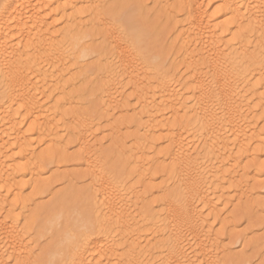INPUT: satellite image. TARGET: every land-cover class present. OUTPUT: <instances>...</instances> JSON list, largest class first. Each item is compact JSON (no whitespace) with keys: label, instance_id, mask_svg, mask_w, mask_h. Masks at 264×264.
I'll return each mask as SVG.
<instances>
[{"label":"bare ground","instance_id":"6f19581e","mask_svg":"<svg viewBox=\"0 0 264 264\" xmlns=\"http://www.w3.org/2000/svg\"><path fill=\"white\" fill-rule=\"evenodd\" d=\"M93 3L97 0H0V264H8L7 258L30 264L26 228L19 226L33 204L32 198L23 197L24 178L41 174L36 173L41 162L64 160L87 172L83 190L93 221L76 232L63 228L60 246L45 250L41 264H221L222 246L212 225L225 202L224 186L230 185L234 198L253 210L261 206L253 196L264 189V183L256 182L264 173L259 161L264 132L256 131L258 112L264 123V0H154L156 10L172 15V33L180 43V63L187 72L179 79H174L178 71L163 75L161 70L160 75L157 67L141 63L132 48L123 46L119 29L113 25L107 29L103 6L98 10ZM84 4H93L91 13ZM128 8L130 14L132 7ZM86 14L92 22L87 21L89 27L79 20ZM142 26L129 17L127 28L137 38ZM99 32L107 52L95 48ZM107 54L114 62H107ZM91 57L96 59L97 83L88 85L90 96L103 102L104 109H99L111 134L112 145L105 150L95 149L99 143L91 141L95 132L90 120H83L74 109H64L74 107L73 98L80 100L82 92L70 98L62 91V102L55 99L53 107L44 108L46 93L52 95L72 80L61 78L68 75L71 63L76 69ZM150 70L157 72L152 76ZM185 87L190 97L184 99ZM124 89L131 91L132 113L116 119V113L130 109ZM60 110L62 120L72 117L65 131L73 137L69 138L74 139L79 156H67L61 146L67 137L53 138L61 131L59 124L64 130L65 120L59 124L54 120ZM22 125H27L25 131ZM124 130L133 132L123 138ZM37 140L44 148L35 156L32 146ZM255 144L258 147L253 149ZM157 145L164 147L155 158L162 160L157 174L167 179L153 187L157 198L148 205L146 192L132 196L137 207L133 208L139 211L134 216L126 196L132 192L121 194V183L110 181L104 161L118 158L119 165L131 169L140 181L153 182L150 173L157 161L146 157V147L156 151ZM244 159H250L248 167H241ZM249 173L250 179L242 176ZM78 180L65 174L55 183L70 187ZM249 182L255 186H248ZM53 184L48 183L47 194ZM61 217L56 212L42 216V233L53 231ZM23 220H28L26 215ZM248 263L249 259L240 261Z\"/></svg>","mask_w":264,"mask_h":264},{"label":"rangeland","instance_id":"374dc122","mask_svg":"<svg viewBox=\"0 0 264 264\" xmlns=\"http://www.w3.org/2000/svg\"><path fill=\"white\" fill-rule=\"evenodd\" d=\"M103 1L101 0L99 2L97 0V3L95 4L93 3V4L95 5V7L99 5L97 6L98 10H101L103 6V10L101 11H102V14L106 17V20L108 23L107 29L111 30L113 29V26L117 27L123 38V43H122L123 46H128L132 48L136 56L141 60V63H144L146 67H151V68L157 67L156 69L159 70L158 74L160 72V75L162 72L161 70H163L162 72L163 75H166L167 73L169 75L172 72L177 73L178 71V74H177L178 78L176 76V78L174 79H179V75H182V76L186 75L187 73L186 69L184 68L183 64L181 66V63H180V58H181L180 55H181L182 50L180 48V43L177 42V40L175 39V34H173L174 27L172 25V15L170 13L166 14L162 8H161L162 10L161 9L156 10L154 7V3H153L154 0H107L106 3L104 2L105 4L102 3ZM92 5L90 6V4H84L83 7L85 6V8L89 9V11L86 9V11H88L89 13L90 11H92ZM128 7H132V9H130L132 10L130 14H128V10H127L129 9ZM86 16L87 14L82 15V17L79 19L82 22V24L85 25V27H87L89 24L92 23L91 21H89V17L87 18ZM129 17L137 20L141 25H143L142 26L143 33L140 36V38H137V36L129 32L127 28ZM85 18L88 20L85 21ZM87 21L91 23L89 22L87 23ZM109 24H110V27H109ZM100 36H101V33L98 34L95 38V42H94L95 48L99 52H102V51L107 52L103 48V45L105 44L103 43V40H102L103 38ZM106 57L108 59L106 60L109 63H112V61L114 60V58L112 56L111 58L110 55L108 54ZM92 58L93 57H91L90 60L88 59L87 62L85 61V62H82V64L81 63L77 64L78 66L76 65V69H74L75 64L71 63L72 67L69 69L68 73L66 72V74L68 75H65L64 73L62 74L64 76L61 77L63 80L67 79L68 82H69V79H72L70 83H68V85H65V87L62 86L60 88L61 91L59 90L60 92L59 91L52 92V95H51V92H47L45 99L49 97L48 95H50V97L47 100L44 99L43 101L46 102V103L44 102V106L46 105L44 108H47L48 106L53 107L52 105L55 104L54 103L55 99H57L56 101L61 100L59 98L62 97V94H63L62 91L67 92V94L70 95V96L68 95L70 98L71 96L74 97L78 92H82L83 97L80 100H76L75 98H73L74 102H76L75 103L76 105L74 104V107L76 106L75 108L71 106L69 108L64 107V109H70V108L71 110L74 109L78 112V114L82 116L83 120H87V121L90 120L89 122L94 124L93 126L91 124V127L93 128L92 130L95 132V137L91 141H93L95 145L99 143L95 149L102 148L103 150H105V149H109L110 146L112 145V142L111 141L109 142V138L111 134L108 132L109 123H107L104 120V118L101 117L103 113V111L101 110L104 109L105 107V106L103 107V102L95 97L90 96V91H91V88L93 87V84L96 85L97 83V80H95L96 73L94 72V68L96 67L94 63H96V59L94 58L92 59ZM83 64L85 67L83 66ZM79 65H82L83 67ZM89 69L91 70V73L89 72L90 71ZM71 70H74V71L72 72ZM153 71L154 70L149 71L152 76L157 72V70H155L154 73ZM89 74L91 77L89 76ZM65 76H69V77H65ZM81 76H84V77L81 78ZM84 78H87V79L84 80ZM91 80L93 82L95 81L96 82L93 83L91 82ZM91 83H92V87L88 86V85H91ZM182 83L185 86L186 82L184 81ZM69 84H71L72 86L75 85L73 86L75 88H73ZM64 88L67 91L64 90ZM82 88H86V89L89 88V89L87 91H83ZM125 89L123 92H125L124 95L129 100L128 103H129L130 109L126 110L123 114L116 113V115L114 116V118L116 119L121 116L128 117L132 113L131 107L134 104V100H133V97H131V91H126L127 89L126 90ZM262 93L263 92H260V94ZM56 94H59V95H56ZM182 94L184 95L183 96L184 99L190 97V95L186 91V87H185V90L182 91ZM99 108H101V110ZM59 112H60V116H58L59 114H57L56 116L58 117L57 118L55 117L54 120L57 121V123L58 122L63 123V120H65L63 124L61 123L62 125H64V130L62 128L63 126L61 127L60 124L58 123L59 124L58 130H61V131L57 135H54L53 138H55V136L57 137L64 136L63 138L67 137L65 126L68 122H69L68 123L69 126L70 124H72L71 122L72 117L68 116L67 118L65 117V119L62 120L61 119L62 110H60ZM261 117H262V112H258L257 118L259 120L257 121V124H256L257 132H260L261 130H262L261 132H264V129H263L264 123L260 121ZM22 126H21L22 128L21 131H25L27 128V125L26 126L24 125L26 128L24 126L23 128ZM131 132L133 131L124 130L121 133V135L124 138V137H127V135H129ZM141 132H142V135L145 134L144 131H141ZM155 136L156 138L159 137L158 134H156ZM69 137H72V136H69ZM35 138L36 137L33 136V139ZM67 138H65L64 140H61L62 142L63 141L65 142L63 143L61 142L62 145L60 144L63 149L65 150L67 149L66 150L67 156L70 158L79 156L78 148L75 147L76 145L75 143H73L74 139L72 140L70 138L69 139ZM261 139L264 140V135H262ZM127 141H126L127 146H130L131 144L130 141L129 142ZM262 143H263L262 146L261 145L259 146L263 147V150H264V142L262 141ZM64 144L65 146H67L66 148ZM43 146L44 145H42L41 142L37 140L32 146L34 155H35V151L36 152L41 151L40 149H43L44 148ZM255 147H258V144H255L252 146L253 149ZM149 148L146 147V151L149 150L148 151L149 154H147L146 157L148 159L150 157H151L150 159L153 158L152 160L155 162V160L159 158L157 153H160L164 149V147L158 146L156 148V151H154L152 147H149ZM137 156L139 155L134 156V159L131 157L130 161L132 160L134 161ZM245 159L242 160L241 167H248L250 165V159L249 160H245ZM106 161L108 165L106 167L107 176L110 179V181L114 183L116 182L121 183L120 186H122L123 188H120L121 189L120 192L122 195H126L128 192L133 193V194L130 193L131 194L130 196L132 199L130 198L129 193L126 196H128L127 202L130 205V206L128 205V208H130L129 212L131 211L132 213H135L133 214L134 216H137L139 213L138 210L134 209L137 207L133 206L134 205L133 202L135 201V198H133L134 195L136 196L137 194L142 195L143 193L146 192L147 194L145 193V196L146 195L147 196H146L145 204L148 205L153 199L157 198L158 192L154 191L153 187H156L164 183V181L167 179L165 174H163L164 176L162 175V173L157 174V167L159 166V163L162 162V160L160 161L156 160L157 162H155L156 164L152 170V173H150L152 174V176L154 175L155 177L153 182L140 181L137 175L135 173H132L131 169L122 167L121 164L119 165L118 158L107 159V160L105 159L104 163H106ZM259 161L261 163H264V152L261 153V157ZM39 166L40 168H37V165H35V167L37 168L36 173L38 172L39 174L40 172L41 173L39 174L40 176L37 174L38 175L37 177L31 178L28 176L26 177V179L24 178V183H25L24 190H23L24 196L23 195L22 196L27 199L32 198L33 204H31L32 202L30 203L31 204L29 207L30 213H28L29 212L28 211L26 212L27 214H25L28 220L24 221L23 219L25 215H23V219H21L22 221L21 225H19L20 228L22 227L24 229L26 228L25 233H24L25 234L24 237H26L24 240V243H27V251L31 252L30 257H32L31 258L32 260L30 264H41V256H42V253L45 252V250L51 247L60 246L57 244H58V240L60 236L59 234L61 233L63 228H67L71 230V232L72 231L76 232V231H79L80 226L82 224L89 225L93 221L91 215L89 214V205L87 203L86 195L84 194V190H83L84 188L83 186L87 182V180L85 181L84 179V182H83L82 177L87 173L86 170L78 168L76 165H74V162L72 160L56 161L50 164L41 162ZM65 174H71L73 176L79 177V180H78L79 182L77 181L78 183L70 187L65 184H61L60 182L55 183L56 181L57 182L60 181V179ZM242 176L250 179L252 178L253 174L249 173L247 175H242ZM240 177L241 175L237 179H239ZM17 180L18 179H16V181ZM51 182L54 183L52 186L53 189L50 194H47L48 183H51ZM256 182H258L259 186L264 183V173L261 179H258ZM123 184L125 187L123 186ZM253 185L255 186L253 182H249L248 184V186L250 187ZM133 188L134 190H136V192H134V190L132 191ZM229 188H230V185L224 186L225 191H223L224 193L223 196L225 197L224 198L225 202L223 205L219 206L220 208H218L216 212V214H218L216 215V221L214 222L212 219H210V223L214 222V224L212 223L213 224L212 233L214 236L217 235L218 241L222 246V249L219 252L220 256L218 259L221 264H240V261L242 259H249L248 264H264V189L259 191V193L261 192L263 194H258V195L253 196L252 198L253 201L255 200L261 201L260 202L261 206L257 208L256 210H253L248 203L243 202V201L240 202L237 198H234L235 195H232L230 193L231 190H229ZM124 190L127 192H124ZM10 197L11 199H9ZM10 197L7 198V200L9 199L8 202L12 200V196ZM131 207L132 208L134 207V208L132 209ZM134 210L136 212H134ZM55 212L59 214L62 213L63 215V217H61L59 221L57 222V223H60V225L58 226L56 225L57 227L53 231L43 234L42 233L43 223H42V220H40V218L44 215L51 216ZM16 213H18V211ZM32 219H34L33 223H31ZM237 237H241V239L235 245L233 244V242H234V239H236ZM6 261L8 264H16L15 262L8 261V258Z\"/></svg>","mask_w":264,"mask_h":264}]
</instances>
